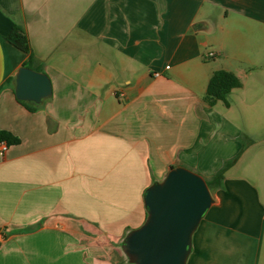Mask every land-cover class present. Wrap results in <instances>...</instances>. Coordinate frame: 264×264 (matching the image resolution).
I'll return each instance as SVG.
<instances>
[{"label":"crops","instance_id":"1","mask_svg":"<svg viewBox=\"0 0 264 264\" xmlns=\"http://www.w3.org/2000/svg\"><path fill=\"white\" fill-rule=\"evenodd\" d=\"M13 24L51 81L35 112L10 82L29 57L6 40ZM219 70L262 125L264 0H0V130L19 139L0 152V264H128L146 188L170 167L208 180L230 160L187 264H264L260 193L229 174L241 117L204 102Z\"/></svg>","mask_w":264,"mask_h":264},{"label":"water","instance_id":"2","mask_svg":"<svg viewBox=\"0 0 264 264\" xmlns=\"http://www.w3.org/2000/svg\"><path fill=\"white\" fill-rule=\"evenodd\" d=\"M14 94L19 101L40 105L52 95L51 81L22 66L15 75ZM213 204L202 176L182 166L170 167L143 194L146 218L121 244L127 263L187 264L194 233Z\"/></svg>","mask_w":264,"mask_h":264},{"label":"trees","instance_id":"3","mask_svg":"<svg viewBox=\"0 0 264 264\" xmlns=\"http://www.w3.org/2000/svg\"><path fill=\"white\" fill-rule=\"evenodd\" d=\"M6 40L20 51L29 55L23 66L34 69L32 66L33 54L30 42L23 28L17 24H13L6 35ZM34 70L38 71L37 69ZM10 82L15 85V78H11ZM241 86V81L235 74L224 70L215 71L207 84L204 102L208 106H213L216 102L221 101L226 107H228L229 94L232 90L238 89ZM18 102L30 112H35L40 108L39 105L33 103L19 100ZM0 142H4L7 146H11L18 144L19 139L9 132L0 130ZM233 162L234 160H230L224 163V165L210 179L205 180L210 192L219 190L223 187L225 172L233 165Z\"/></svg>","mask_w":264,"mask_h":264},{"label":"rangeland","instance_id":"4","mask_svg":"<svg viewBox=\"0 0 264 264\" xmlns=\"http://www.w3.org/2000/svg\"><path fill=\"white\" fill-rule=\"evenodd\" d=\"M228 100L235 104L241 117L239 124L243 132L240 140L244 148L242 155L237 160L236 167L229 174L247 178L258 189L264 204V122L260 126H256L255 123L252 126L246 119V112L241 111L236 96H228ZM223 165L221 164L220 168ZM220 168L216 170L218 171ZM211 194L213 196L214 191H211ZM261 256L264 262V239Z\"/></svg>","mask_w":264,"mask_h":264},{"label":"built area","instance_id":"5","mask_svg":"<svg viewBox=\"0 0 264 264\" xmlns=\"http://www.w3.org/2000/svg\"><path fill=\"white\" fill-rule=\"evenodd\" d=\"M156 76H158V74H155ZM1 143V150H0V152H1V154H3L5 151H6V149H7V145L4 143V142H0ZM2 240V235H1V233H0V241Z\"/></svg>","mask_w":264,"mask_h":264}]
</instances>
